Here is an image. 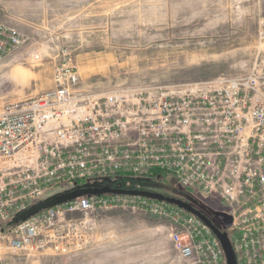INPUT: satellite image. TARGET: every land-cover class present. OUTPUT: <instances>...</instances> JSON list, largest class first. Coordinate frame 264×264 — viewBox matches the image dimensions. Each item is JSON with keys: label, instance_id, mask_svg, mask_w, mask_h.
Returning a JSON list of instances; mask_svg holds the SVG:
<instances>
[{"label": "built area", "instance_id": "built-area-1", "mask_svg": "<svg viewBox=\"0 0 264 264\" xmlns=\"http://www.w3.org/2000/svg\"><path fill=\"white\" fill-rule=\"evenodd\" d=\"M258 26L263 47L248 71L183 93L94 95L79 85L70 59L55 63L54 85L0 108V222L94 176L159 171L191 198L221 202L237 262L264 264V20ZM27 39L0 18V61ZM117 209L170 219L174 264H226L219 240L196 215L124 194L78 197L0 227V264L7 251L44 249L60 228L62 240L80 245L97 211ZM76 212L79 219L67 218Z\"/></svg>", "mask_w": 264, "mask_h": 264}, {"label": "rangeland", "instance_id": "rangeland-1", "mask_svg": "<svg viewBox=\"0 0 264 264\" xmlns=\"http://www.w3.org/2000/svg\"><path fill=\"white\" fill-rule=\"evenodd\" d=\"M0 18L28 36L0 61L1 108L54 85L53 65L67 58L79 85L94 95L127 88L183 93L219 75L244 73L263 47L264 0H0ZM82 184L171 194L232 235L221 202L191 198L169 174L94 176ZM97 212L99 219L110 216L99 229L106 236L93 238L94 221L80 245L75 238L66 243L60 228L44 249L7 251L3 264H107L103 256L108 264H168L174 256L170 219L138 210Z\"/></svg>", "mask_w": 264, "mask_h": 264}, {"label": "water", "instance_id": "water-1", "mask_svg": "<svg viewBox=\"0 0 264 264\" xmlns=\"http://www.w3.org/2000/svg\"><path fill=\"white\" fill-rule=\"evenodd\" d=\"M124 194V195H133V196H141L149 199H153L156 201H163L172 205H176L180 208H183L189 213L196 215L199 219H201L206 226H208L213 234L216 236V239L219 240L222 252H224L226 264H235V254L231 242L229 240L228 235L225 231H221L212 221L204 214L200 213V210L193 207L190 203L185 200H181L176 197H171L165 194H160V192L151 191V190H140V189H117L110 186H102V187H82V188H75L72 190H68L51 197L39 204L33 205L32 207L18 213L17 215L13 216L10 220L14 223L19 221H23L38 212L53 207L55 205L62 204L64 202L73 200L78 197L82 196H89V195H102V194Z\"/></svg>", "mask_w": 264, "mask_h": 264}, {"label": "crops", "instance_id": "crops-1", "mask_svg": "<svg viewBox=\"0 0 264 264\" xmlns=\"http://www.w3.org/2000/svg\"><path fill=\"white\" fill-rule=\"evenodd\" d=\"M98 215L99 214H97V215H95L94 217H95V222H96V225H95V228L96 229H94L95 231L93 232V238H98L99 236L101 237V236H106L107 235V233H105V232H103V231H101V230H99L101 227L103 228V226H105L107 223H108V219H110V216H106V215H104V216H102L100 219H99V217H98ZM91 241H95L94 239H92ZM92 243V242H91ZM96 247H97V244L95 245ZM172 251L174 252V250L172 249ZM175 253V252H174ZM104 258V259H103ZM12 261H11V264H22L21 262H18V261H16L15 259H11ZM104 260H106L104 263H110V262H112V261H108V259H107V256H103V257H101V258H99V261H101V262H103ZM100 262V263H101ZM176 262V253L174 254V256L172 257V259L170 260V262L168 263V264H174ZM2 264H3V262H2ZM6 264V263H5Z\"/></svg>", "mask_w": 264, "mask_h": 264}, {"label": "trees", "instance_id": "trees-1", "mask_svg": "<svg viewBox=\"0 0 264 264\" xmlns=\"http://www.w3.org/2000/svg\"><path fill=\"white\" fill-rule=\"evenodd\" d=\"M158 173H159V175H160V174H162L163 172H159V171H151V172H149L147 175H150V176H152V177H156ZM82 187H89V186H87V185H83L82 183H78V184L75 185L74 189H75V188H82ZM147 189L151 190V188H146V187H144L143 189H140V190H147ZM106 194H108V193H106ZM167 195L173 197L171 194H168V193H167ZM173 195H174V194H173ZM50 198H51V197H50ZM50 198H48V199H50ZM46 200H47V199H46ZM44 201H45V200H44ZM41 202H43V201H41ZM41 202H40V203H41ZM38 204H39V203H38ZM42 211H43V210H42ZM42 211H40V212H42ZM40 212H38V213H40ZM10 219H11V218L6 219V220L0 222V227H1L2 229L5 230V229H9V228H11L12 226H14L16 223L12 222ZM227 235H228L227 238H229L230 235H229L228 233H227ZM229 240H230V238H229Z\"/></svg>", "mask_w": 264, "mask_h": 264}]
</instances>
